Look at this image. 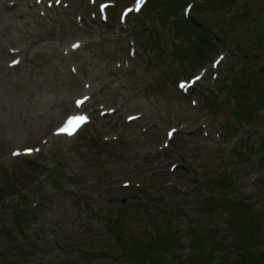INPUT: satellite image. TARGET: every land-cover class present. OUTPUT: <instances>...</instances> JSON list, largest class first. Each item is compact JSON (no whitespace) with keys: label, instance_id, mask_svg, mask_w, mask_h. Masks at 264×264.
<instances>
[{"label":"rangeland","instance_id":"rangeland-1","mask_svg":"<svg viewBox=\"0 0 264 264\" xmlns=\"http://www.w3.org/2000/svg\"><path fill=\"white\" fill-rule=\"evenodd\" d=\"M64 1L0 0V264H264V0H157L154 14L151 1L143 26L119 20L135 0ZM105 1L108 24L94 17ZM193 13L215 51L196 53L207 39L179 20ZM88 83L92 123L53 135ZM28 146L39 152L11 157Z\"/></svg>","mask_w":264,"mask_h":264},{"label":"snow or ice","instance_id":"snow-or-ice-1","mask_svg":"<svg viewBox=\"0 0 264 264\" xmlns=\"http://www.w3.org/2000/svg\"><path fill=\"white\" fill-rule=\"evenodd\" d=\"M144 3V0H136L137 8L135 9L136 11L140 10V5ZM109 7L108 5H102L101 6V11H103L105 8ZM129 13L133 11V9L129 8L127 10ZM74 47H79V45H74ZM15 63H18V61H15ZM215 66V65H213ZM200 77L197 76L195 80H199ZM195 80L193 83H195ZM181 88H185V84L181 83L180 84ZM83 103V101H77V107H80V105ZM88 118L83 116V115H72L69 117L65 122L62 127L58 129V134L59 133H66L68 135H72L73 131L80 127L82 124L87 123ZM32 151H39V149H28L27 154H31ZM16 155H19V153H15Z\"/></svg>","mask_w":264,"mask_h":264},{"label":"trees","instance_id":"trees-1","mask_svg":"<svg viewBox=\"0 0 264 264\" xmlns=\"http://www.w3.org/2000/svg\"><path fill=\"white\" fill-rule=\"evenodd\" d=\"M202 43L199 44V46L196 48V53H200L202 51H207L209 49L213 48L212 42L210 43L209 40H201ZM198 43V42H197Z\"/></svg>","mask_w":264,"mask_h":264},{"label":"bare ground","instance_id":"bare-ground-1","mask_svg":"<svg viewBox=\"0 0 264 264\" xmlns=\"http://www.w3.org/2000/svg\"><path fill=\"white\" fill-rule=\"evenodd\" d=\"M0 138H1L0 139V150H2L5 147L7 141L4 140V137H2L1 134H0Z\"/></svg>","mask_w":264,"mask_h":264}]
</instances>
